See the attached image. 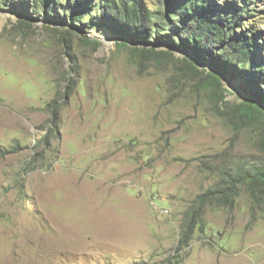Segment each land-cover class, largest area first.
I'll return each mask as SVG.
<instances>
[{
	"label": "rangeland",
	"instance_id": "1",
	"mask_svg": "<svg viewBox=\"0 0 264 264\" xmlns=\"http://www.w3.org/2000/svg\"><path fill=\"white\" fill-rule=\"evenodd\" d=\"M11 1L0 0V264H264V204L247 188L232 208L207 207L176 250L214 165L264 161L258 135L235 133L182 67L186 49L143 59L94 26L100 13L42 21Z\"/></svg>",
	"mask_w": 264,
	"mask_h": 264
},
{
	"label": "trees",
	"instance_id": "2",
	"mask_svg": "<svg viewBox=\"0 0 264 264\" xmlns=\"http://www.w3.org/2000/svg\"><path fill=\"white\" fill-rule=\"evenodd\" d=\"M20 1L25 9L41 11L44 14L39 17L42 21L52 20L57 9L70 11L72 24L83 22L90 13H100L103 19L94 26L126 38L119 47H126L133 55L159 62L171 58L175 62L172 49H186L206 65L225 72L264 103V30L249 23H257L259 14L264 12L257 6L262 0H158L156 8H150L145 0ZM260 23L264 24V20ZM19 24L31 25L32 22L21 18ZM85 40L99 45L98 40L91 41L90 37ZM127 40L136 44L130 45ZM157 46L163 49L159 50ZM182 61V67L189 68L195 76H202L201 87L208 89L214 111L226 113L227 122L235 133L249 129L257 134L258 144L264 150V109L252 101H229L230 91L218 74L207 68L200 69L187 57ZM48 108L56 121L57 100ZM214 168L216 182L196 197L187 212L176 248L179 252L188 246L207 207L232 208L243 188L249 190L255 203L264 204V161L225 160ZM166 264H179V261L169 258Z\"/></svg>",
	"mask_w": 264,
	"mask_h": 264
},
{
	"label": "water",
	"instance_id": "3",
	"mask_svg": "<svg viewBox=\"0 0 264 264\" xmlns=\"http://www.w3.org/2000/svg\"><path fill=\"white\" fill-rule=\"evenodd\" d=\"M112 37L118 38V37L113 36V35H112ZM124 39L126 40V38H124ZM127 41L129 42L130 45L136 44V42H132L129 40H127ZM180 51H182V53H184L185 56L187 58H189L191 61H193L199 68H207L208 70L218 74L221 77L222 83H224V81L227 82L229 87H226V88L231 89L230 86L236 88V90L238 91V93L240 94V96L242 98L241 100L255 102L256 104H258L260 107H262L264 109V103L262 101L251 96L249 94V92L244 90L242 87H239L238 84L233 79H231L225 72H223L217 68L206 65L197 55H195L194 53H192L188 50H180Z\"/></svg>",
	"mask_w": 264,
	"mask_h": 264
}]
</instances>
